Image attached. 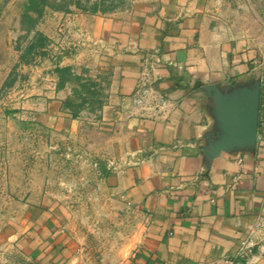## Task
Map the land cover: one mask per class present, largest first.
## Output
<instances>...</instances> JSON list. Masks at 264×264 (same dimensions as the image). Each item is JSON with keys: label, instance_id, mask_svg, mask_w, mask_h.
I'll return each instance as SVG.
<instances>
[{"label": "crops", "instance_id": "crops-1", "mask_svg": "<svg viewBox=\"0 0 264 264\" xmlns=\"http://www.w3.org/2000/svg\"><path fill=\"white\" fill-rule=\"evenodd\" d=\"M17 1L0 0V22H14L11 44L23 37L28 47L38 35L45 42L41 58L17 61L2 85L17 67L23 114L45 128L89 133L99 180L89 185L90 199L100 190L106 200L84 209L42 189L37 206H24L23 217L0 230V264H203L235 253L246 239L256 247L241 264H264V7L254 12L262 19L257 31H238L217 21L222 15L210 0L13 15ZM26 14L30 29L20 25ZM57 69H69L71 80L62 84ZM148 73L168 100L155 117L133 103ZM245 89L258 95L257 138L224 148L221 106ZM76 98L87 100L81 110H92L90 121L66 107ZM102 227L132 244L130 253L112 260L101 252Z\"/></svg>", "mask_w": 264, "mask_h": 264}, {"label": "rangeland", "instance_id": "rangeland-1", "mask_svg": "<svg viewBox=\"0 0 264 264\" xmlns=\"http://www.w3.org/2000/svg\"><path fill=\"white\" fill-rule=\"evenodd\" d=\"M97 1L92 0V3ZM135 1L103 0L101 6L104 12L124 11L130 9ZM74 2L75 0H64L61 3H58V0H45L43 7L69 8ZM92 3L89 4L90 7L93 6ZM35 5L33 0H20L11 6L10 13H28ZM210 5L220 10L222 16L217 21L226 28L257 31L261 26L262 19H257L254 12L261 13L264 0H210ZM20 25L23 29H30L35 24L31 20L23 19ZM13 26L11 18L0 22V230H7L13 226L15 220L23 217L24 206H37L40 192L45 188L48 198L70 205L80 200L84 209L91 205L104 206L103 202L106 200L105 195L98 189L95 199H90L93 190L89 185L99 183V180H95L92 175L93 168L89 157L92 149L87 146L89 133L78 137L71 131L60 132L51 127L45 128L32 117L23 114L26 111L22 109L25 102L22 92L24 79L16 75L17 67L14 68V76L2 85L8 70L12 65H16L17 61L41 58L39 48L24 57L29 43L26 38H16L17 45L11 44L13 40L9 39L7 31L13 29ZM82 91L87 92L88 87ZM71 101L77 106L82 104L83 99L76 98ZM82 107L76 110H81ZM91 111L85 110L82 113L81 110L79 117L88 122L94 116ZM103 163L106 164L107 161ZM88 176H92L91 181L87 179ZM81 212L86 214V211H80V215ZM107 230L100 228L102 242L97 246L101 248V252L106 253L107 257L116 256L112 260H119L128 255L132 244L116 241Z\"/></svg>", "mask_w": 264, "mask_h": 264}, {"label": "water", "instance_id": "water-1", "mask_svg": "<svg viewBox=\"0 0 264 264\" xmlns=\"http://www.w3.org/2000/svg\"><path fill=\"white\" fill-rule=\"evenodd\" d=\"M219 116L225 124L224 148L253 142L258 129V95L243 90L237 101L222 104Z\"/></svg>", "mask_w": 264, "mask_h": 264}, {"label": "built area", "instance_id": "built-area-1", "mask_svg": "<svg viewBox=\"0 0 264 264\" xmlns=\"http://www.w3.org/2000/svg\"><path fill=\"white\" fill-rule=\"evenodd\" d=\"M133 103L144 117L159 116L168 107V100L156 91L149 73L145 74L144 78L137 84ZM255 247L256 243L253 240H242L235 253L220 260L203 264H241L242 260L249 258L253 254Z\"/></svg>", "mask_w": 264, "mask_h": 264}, {"label": "trees", "instance_id": "trees-1", "mask_svg": "<svg viewBox=\"0 0 264 264\" xmlns=\"http://www.w3.org/2000/svg\"><path fill=\"white\" fill-rule=\"evenodd\" d=\"M36 2V5L34 6L33 10H30L29 9V12L28 13H35V14H38L40 15L41 12L44 10L45 7H43V4H44V1L45 0H33ZM56 1V0H55ZM64 0H60L58 3H61L63 2ZM103 0H98L97 2H94L92 3V0H86L85 2H82V0H75L74 2V5L80 9V10H83V11H86V12H90V13H96V12H102V13H105L102 9V4ZM58 3H56V5H59ZM82 3H85V4H82ZM93 4V6H89V4ZM66 9V6L64 7H53V9ZM25 19H28V20H31L34 22L33 19H31L27 14H26V18ZM44 42H45V39L41 36V35H38L33 41L32 43L26 48L25 52H24V57L29 54L30 52L32 51H35L37 50L38 48H42L44 46ZM56 72L58 73L59 77H60V80H61V83L63 84L64 82H66L67 80H71L70 76L72 75L71 71L69 69H57ZM82 90H87V86H83L82 87ZM87 104V100L86 99H83V102L82 104H77V106H75L73 104L72 101H68L66 103V107H68L71 111H72V116L75 118V117H79V113L77 112L76 108L78 109V107H84V105Z\"/></svg>", "mask_w": 264, "mask_h": 264}]
</instances>
